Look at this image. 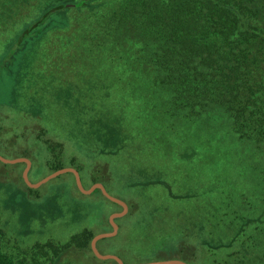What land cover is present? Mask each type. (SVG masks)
Returning a JSON list of instances; mask_svg holds the SVG:
<instances>
[{"label": "rangeland", "instance_id": "1", "mask_svg": "<svg viewBox=\"0 0 264 264\" xmlns=\"http://www.w3.org/2000/svg\"><path fill=\"white\" fill-rule=\"evenodd\" d=\"M78 1L0 0L5 23L0 29V156L27 159L30 183L60 168H74L85 189L101 183L122 200L127 211L114 219L117 233L99 239L96 248L124 264H264L263 147L238 139L217 108L191 114L175 110L173 116L165 112V95L149 80L147 66L137 82L130 83L133 72L126 70L121 79L110 81V74L117 78V69L136 66L119 63L113 51L129 47L126 34L115 40L99 36L114 40L113 49L106 47L107 60L113 56L118 60L111 65L119 63L106 82L94 78L95 56L86 53L79 59L77 50L62 49L73 39L79 44L72 29L53 26L43 38L29 30L22 38L45 9ZM79 14L68 9L60 18L71 17L76 28ZM12 48L21 49L8 64ZM125 89L136 104L130 114L121 115L118 98L127 94ZM25 168L24 161L0 159L4 251L29 258L27 251L37 242L62 243L82 228L94 236L112 230L109 217L121 212V205L107 202L98 191L77 192L71 172L30 187L23 178ZM89 247L69 248L60 260L115 264L95 257Z\"/></svg>", "mask_w": 264, "mask_h": 264}, {"label": "trees", "instance_id": "2", "mask_svg": "<svg viewBox=\"0 0 264 264\" xmlns=\"http://www.w3.org/2000/svg\"><path fill=\"white\" fill-rule=\"evenodd\" d=\"M68 9L82 14L76 28L71 27V17L60 18ZM1 16L0 29H3L5 23ZM38 20L29 24L22 38L29 30H35L34 34L41 32L40 38H43L53 26L70 28L72 35L80 36L79 44L73 39L62 49L77 50L79 59L86 53L95 56L98 66L93 69L94 78L104 77L106 82L109 70L124 63L136 66L133 70L117 69V78H111L112 74L108 78L118 81L120 73L126 70L133 72L130 82L133 83L137 82L135 78H143L142 71L147 66L151 71L149 80L165 95L168 103L165 112L170 111L173 116L175 110H189L191 114L195 109L217 108L224 113L238 139L261 146L264 152V0H87L79 7L69 6L53 12L44 24ZM125 34L129 47L114 48L121 61L113 66L111 63L118 59L111 56L107 60L108 48ZM100 35L112 36L114 40H105V37L99 40ZM17 41L20 42L19 38ZM19 49L8 51L11 56L8 64L16 59ZM8 71L10 75L13 69ZM108 93L114 94L109 87ZM125 93L123 98H118L121 115L130 114L136 104L126 89ZM109 95L106 94L113 109ZM90 97H94V92ZM58 168L54 167L53 171ZM73 182L81 193L74 177ZM95 191L107 202L117 205L99 189L92 193ZM93 237L92 231L82 228L62 243L37 242L27 251L32 253L29 258L14 257L0 246V264H73L61 261V255L69 248L89 247Z\"/></svg>", "mask_w": 264, "mask_h": 264}, {"label": "water", "instance_id": "3", "mask_svg": "<svg viewBox=\"0 0 264 264\" xmlns=\"http://www.w3.org/2000/svg\"><path fill=\"white\" fill-rule=\"evenodd\" d=\"M85 1L86 0H79L76 3H66V4H59L57 6H54L53 8H51L50 10L47 11V13L44 15V17L42 18V20H40V19L39 20L41 22H43L54 10L62 9V8L69 7V6L79 7V6L83 5ZM0 159L3 162H7V163H16L18 161H24L26 163V168H25V170L23 172V178H24V180L27 182V184L30 187L36 188V187L40 186L42 183L46 182L47 180H49V179H51L53 177L58 176L59 174H62V173H65V172H71L74 175V179H75V183H76L77 188L83 194H90L95 189L98 188L101 191V193L106 198H108L112 202H115V203L121 205L122 206V211L121 212H118V213H113L109 217V222H110V224L112 226V230L110 232H105V233H101V234L95 235L91 239V241H90V247H91V250H92V252L94 253V255L96 257H98L100 259H113L114 261L117 262V264H124L123 261L118 256L112 255V254H101L97 250V248H96V242L99 239L106 238V237H112V236H114L117 233L118 226L115 223L114 219L123 216L126 213V211H127V205L122 200H120V199H118V198H116L114 196H111L106 191V189L104 188V186L101 183H95L90 188L85 189L82 186L81 179H80V175H79L78 171L76 169H74V168H60V169L52 172L51 174L47 175L46 177H44L40 181H38L36 183H30L28 181V178H27V173H28V169L30 167V162L27 159H25V158H19V159L7 160V159L2 158L1 156H0ZM148 264H186V263L185 262H182V261H179V260H169V261L153 262V263H148Z\"/></svg>", "mask_w": 264, "mask_h": 264}]
</instances>
